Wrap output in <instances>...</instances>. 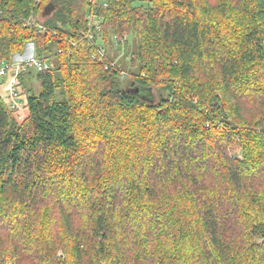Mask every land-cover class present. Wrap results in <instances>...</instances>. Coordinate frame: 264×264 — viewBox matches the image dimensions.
<instances>
[{"label":"trees","instance_id":"1","mask_svg":"<svg viewBox=\"0 0 264 264\" xmlns=\"http://www.w3.org/2000/svg\"><path fill=\"white\" fill-rule=\"evenodd\" d=\"M27 44L58 62L0 97V264H264V0H0V65Z\"/></svg>","mask_w":264,"mask_h":264},{"label":"built area","instance_id":"2","mask_svg":"<svg viewBox=\"0 0 264 264\" xmlns=\"http://www.w3.org/2000/svg\"><path fill=\"white\" fill-rule=\"evenodd\" d=\"M100 24V18L97 17L96 19H93L92 17H88L87 27L93 28L96 32H100ZM39 29L42 30L41 28ZM83 37H86L87 41L90 44H94L96 56L99 58V60L102 61L103 59H105V47L102 44H98L97 42L93 43L91 34L84 35ZM112 40L114 41V43H124V41L126 40V36L122 35L119 38L117 36H112ZM23 65H29L39 72L47 70L49 68V64L33 56H30L29 58H26L21 62L3 63L0 65V77H3L7 73H9V79L7 82V103L8 107L13 111H20L23 108V102L19 97L17 88L15 87V79ZM111 66H113V64ZM108 67L109 66L106 65L105 69H107Z\"/></svg>","mask_w":264,"mask_h":264},{"label":"rangeland","instance_id":"3","mask_svg":"<svg viewBox=\"0 0 264 264\" xmlns=\"http://www.w3.org/2000/svg\"><path fill=\"white\" fill-rule=\"evenodd\" d=\"M127 40H128V46H129V51L128 52H133L135 50V45H134V42L131 40V39H128L129 37H126ZM100 42V41H98ZM109 46H108V50H107V56H108V59H110V61L112 62V64L114 66H117L119 68H122V69H126V71H130V72H136L135 70H132L130 65L128 64V58H125L123 60V52H124V47L122 45L121 47V50H118V47L116 44H114V41L112 40V37H110V39L108 40V43H107ZM24 53L19 56L18 54L16 55H13L12 56V60L13 62H21L23 60L26 59V57L28 56H32L33 55V46L32 44H27L25 46V48L23 49ZM29 58V57H28ZM58 62L57 59H55L54 61H50L49 64L50 66L51 65H56V63ZM8 75V74H7ZM5 76V77H0V97H2L4 100H5V97H6V92H7V82H8V76ZM123 83H122V86L123 87H128L131 80L130 78L126 77L123 78ZM31 86L39 91V86L36 85V83L33 81L31 82ZM139 97L142 99V100H146V101H152L153 99V94L151 93V91L149 89H141L140 90V93H139ZM157 97V95H156ZM19 113L15 115L16 117V120L20 123L23 119V117L25 116V110H20L18 111ZM238 153V156H240L242 154V151L241 149L236 152ZM60 253L61 251H59L57 253V256H60Z\"/></svg>","mask_w":264,"mask_h":264},{"label":"water","instance_id":"4","mask_svg":"<svg viewBox=\"0 0 264 264\" xmlns=\"http://www.w3.org/2000/svg\"><path fill=\"white\" fill-rule=\"evenodd\" d=\"M52 12V6L49 5L48 7H46L44 10H43V13L41 15V17H46V16H49ZM140 88L136 87L134 88L133 90H131V92H133L135 95H139L140 93Z\"/></svg>","mask_w":264,"mask_h":264}]
</instances>
